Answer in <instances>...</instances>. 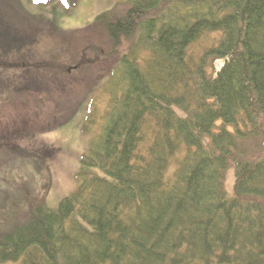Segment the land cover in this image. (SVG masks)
<instances>
[{
    "label": "trees",
    "instance_id": "16d2710c",
    "mask_svg": "<svg viewBox=\"0 0 264 264\" xmlns=\"http://www.w3.org/2000/svg\"><path fill=\"white\" fill-rule=\"evenodd\" d=\"M98 27L120 55L99 136L56 208L21 223L22 192L0 195V264H264V0H117Z\"/></svg>",
    "mask_w": 264,
    "mask_h": 264
},
{
    "label": "rangeland",
    "instance_id": "374dc122",
    "mask_svg": "<svg viewBox=\"0 0 264 264\" xmlns=\"http://www.w3.org/2000/svg\"><path fill=\"white\" fill-rule=\"evenodd\" d=\"M116 2L78 0L65 10L53 2L37 6L33 0H0V195L22 192L26 204L16 208L21 223L43 196L56 208L75 191L80 158L99 136L106 97L97 102L98 116L88 133L86 110L120 55L111 50L102 28L86 29ZM74 104L79 108L72 121L59 124ZM20 153L26 155L24 163L17 161ZM44 153L51 157L40 159ZM234 184L232 168L225 183L229 194ZM10 205L6 199L0 211L7 213Z\"/></svg>",
    "mask_w": 264,
    "mask_h": 264
}]
</instances>
